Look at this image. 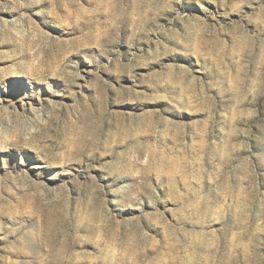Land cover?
<instances>
[{
    "label": "rangeland",
    "instance_id": "1",
    "mask_svg": "<svg viewBox=\"0 0 264 264\" xmlns=\"http://www.w3.org/2000/svg\"><path fill=\"white\" fill-rule=\"evenodd\" d=\"M0 264H264V0H0Z\"/></svg>",
    "mask_w": 264,
    "mask_h": 264
}]
</instances>
